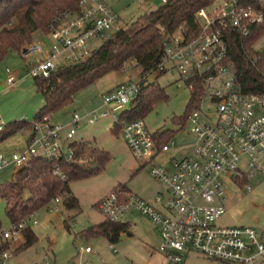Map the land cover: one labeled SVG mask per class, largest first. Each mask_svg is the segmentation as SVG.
<instances>
[{
	"label": "built area",
	"instance_id": "2783aa9c",
	"mask_svg": "<svg viewBox=\"0 0 264 264\" xmlns=\"http://www.w3.org/2000/svg\"><path fill=\"white\" fill-rule=\"evenodd\" d=\"M167 1L160 0L163 4ZM255 1L258 8L244 6L240 0L215 1L196 12L198 30L194 35L181 26L164 44V57L155 72L175 71L189 91L201 86L198 106L185 125L192 141L181 157H168L163 165L155 164L173 146L172 140L158 147L143 119H120L147 82L146 77H140L100 96L98 108L83 115L73 113L67 124L52 123L47 118L35 122L26 149L9 159L0 154V168L11 164L19 169L33 157L72 162L71 139L81 123L93 125L99 118L112 116L131 155L150 165L151 177L162 185L163 192L149 202L123 188H114L96 202L104 219L122 222L131 211L149 218L158 227V250L165 264H184L190 253L224 264H264V228L215 225L225 211V181L244 180L241 186L250 190L247 182L251 171L264 174L260 163L264 158V92L241 91L224 39L227 28L244 35L250 26L264 22V0ZM119 20V15L101 0H79L77 10L64 12L50 26L48 45L35 41L23 50L22 57L38 55L26 64L28 74L47 78L58 66L86 59L92 51L87 43L109 37ZM7 74V84L13 85L14 76L9 70ZM3 128L0 122V133ZM54 174L67 178L57 165ZM27 225L23 221L0 230V245L16 242ZM109 248L117 253L113 245ZM91 251L89 247L84 249V253ZM9 258V250L0 249V264H7Z\"/></svg>",
	"mask_w": 264,
	"mask_h": 264
},
{
	"label": "rangeland",
	"instance_id": "374dc122",
	"mask_svg": "<svg viewBox=\"0 0 264 264\" xmlns=\"http://www.w3.org/2000/svg\"><path fill=\"white\" fill-rule=\"evenodd\" d=\"M111 11L119 15L117 27L127 26L163 3L160 0H101ZM221 3L217 0L215 4ZM42 40V39H40ZM35 42V41H34ZM101 39L94 38L87 43L93 50L101 44ZM254 50L264 53V37L255 45ZM36 56L22 57L12 52L0 62V122L4 125L17 120H32L44 103L43 95L36 92L33 77L28 74L26 64H31ZM124 72L110 73L75 94L72 102L65 110L57 114L65 117L76 111L83 115L100 104L93 103L95 95L102 96L117 81H134L140 79V68L131 61ZM9 70L15 78L13 85L7 84ZM147 83H155L167 96L165 101L156 102L151 112L143 122L149 133L169 130L174 132L173 146L158 157L157 165H163L168 157H181L182 150L189 148L192 141L188 128L182 127L173 120L181 117L190 98V91L186 83L179 78L175 71L166 73L151 72L147 76ZM113 117L99 118L93 125L82 122L80 128L71 141L88 142L110 155V160L104 170L93 177L70 183V191L77 199L78 205L74 209H65L61 199L50 203L48 208L35 212L28 227L36 236V242L24 250L20 245L24 238L8 243L10 258L7 264H165L163 255L158 247L161 242L158 227L151 220L136 211L127 213L123 223L129 224L128 232L121 233L119 240L110 243L103 237L82 238L81 231L99 224L104 217L98 212L96 202L106 196L114 187L121 184L132 194L144 200H150L163 187L150 174V165L137 161L130 153L119 134L112 133ZM25 134L16 133L0 142V154L9 159L13 153L24 151L27 143ZM179 148V150H178ZM90 156L85 153L81 164L88 165ZM264 168V158L260 161ZM18 168L9 164L0 168V188L13 180ZM252 176L247 184L250 190L238 183L226 180L223 193L226 198L225 211L215 222L216 226L264 228V174L251 171ZM35 221V223H33ZM1 230L10 227V221L5 212V201L0 197ZM113 245L117 253L113 254L109 248ZM89 247L91 253H84ZM184 264H224L223 262L206 258L197 253H190Z\"/></svg>",
	"mask_w": 264,
	"mask_h": 264
},
{
	"label": "trees",
	"instance_id": "16d2710c",
	"mask_svg": "<svg viewBox=\"0 0 264 264\" xmlns=\"http://www.w3.org/2000/svg\"><path fill=\"white\" fill-rule=\"evenodd\" d=\"M215 1L217 0H168L156 9L140 15L127 26L118 27L86 59L58 66L47 78H33L36 92L43 95V105L31 121L17 120L5 124L0 133V142L16 133L25 134L28 141L33 136L35 122L50 118L69 105L76 93L107 74L122 72L131 61L139 66L140 77L155 72L163 60L164 44L170 36L181 26L187 34L194 35L198 30L196 12ZM240 1L244 6L259 7L255 0ZM78 3L79 0H0V62L12 52L22 56L29 44L47 36L50 26L55 24L61 14L77 10ZM263 37L264 22L250 26L248 33L244 35L232 28H227L224 32L228 58L234 64L236 79L243 92H264V53L254 50V45ZM200 96L201 86L195 85L194 90L190 91L184 114L174 118L175 123L182 127L186 125L189 114L198 106ZM166 99L167 96L160 87L146 82L128 109L120 114V119H143L156 102ZM111 131L119 134V127L113 123ZM153 137L159 147L171 141L174 132L156 131ZM71 149L74 154L72 162L33 157L27 165L15 171L11 182L0 188V197L5 201V212L11 225L28 221L35 212L48 208L56 199H61L65 209L76 208L78 201L70 191V183L100 174L110 160L108 152L88 142H74ZM85 153L91 158L88 165L81 164ZM55 165L67 176L65 180L54 174ZM244 182L238 180L240 185ZM120 186L121 184L114 188ZM122 188L127 190L125 186ZM128 229V223L104 219L81 231L80 236L103 237L110 243H115L121 233H127ZM21 235L24 243L17 249L19 251L30 247L37 240L28 225L21 231ZM7 246L8 243H2L0 249H7Z\"/></svg>",
	"mask_w": 264,
	"mask_h": 264
},
{
	"label": "crops",
	"instance_id": "0c3cea01",
	"mask_svg": "<svg viewBox=\"0 0 264 264\" xmlns=\"http://www.w3.org/2000/svg\"><path fill=\"white\" fill-rule=\"evenodd\" d=\"M120 21V20H119ZM119 24V23H118ZM118 28V27H117ZM40 39H42V40H40ZM39 39V41H42V42H44V43H46V45H48L49 43H50V39L47 37V36H45V37H43V38H40ZM129 64V63H128ZM128 64H126V65H128ZM126 67V66H125ZM125 69L126 68H124V70L122 71L123 73L125 72L126 73V71H125ZM6 73H7V70H6ZM8 75V74H7ZM126 82V81H125ZM124 81H117L116 83H114L113 85H112V87L111 88H109L108 89V92H110V91H112L114 88H116L118 85H120V84H122V83H125ZM1 88L2 87H0V90H1ZM97 96H99V95H95L94 96V98L93 99H95V97H97ZM100 97V96H99ZM99 101V100H98ZM97 103V102H96ZM68 106V105H67ZM63 110H65V107L64 108H62L61 110H59L58 112H56V113H54L53 115H51L50 116V118H48V120L50 121V122H52V123H56V124H61V125H64V124H67L69 121H70V119H71V115L73 114V113H75L76 111H73L70 115L69 114H67V116H65V117H61V118H59L58 117V119L57 120H55L54 119V117L57 115V114H59L60 112H62ZM77 113V112H76ZM106 118V117H105ZM103 119V118H102ZM25 136V135H24ZM25 141H26V143H27V138H26V136H25ZM83 140H81V141H72L73 143L75 142V143H79V142H82ZM84 142V141H83ZM163 192V188L159 191V192H157L155 195H157L158 193H162ZM155 195L153 196V198L152 199H150V200H147V201H149V202H151L153 199H154V197H155ZM128 223V222H127Z\"/></svg>",
	"mask_w": 264,
	"mask_h": 264
},
{
	"label": "water",
	"instance_id": "95a60500",
	"mask_svg": "<svg viewBox=\"0 0 264 264\" xmlns=\"http://www.w3.org/2000/svg\"><path fill=\"white\" fill-rule=\"evenodd\" d=\"M99 100V96L95 97V99H93V103L95 104L96 102H98ZM35 114L32 115V119L34 118Z\"/></svg>",
	"mask_w": 264,
	"mask_h": 264
}]
</instances>
